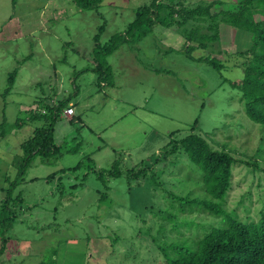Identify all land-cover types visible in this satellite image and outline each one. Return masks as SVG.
<instances>
[{
    "label": "rangeland",
    "instance_id": "1",
    "mask_svg": "<svg viewBox=\"0 0 264 264\" xmlns=\"http://www.w3.org/2000/svg\"><path fill=\"white\" fill-rule=\"evenodd\" d=\"M148 1L104 0L96 10H80L72 0H0V202L16 180L13 196L21 195L23 201L0 264H164L150 236L157 229L152 213L168 202L146 179L129 185L125 170L150 162L170 132L184 135L196 119L198 130L208 133L214 145L226 144L238 159H247L243 154L264 159V130L247 119L239 94L229 84L242 78V68L227 62L219 73L201 61L207 56L225 60L218 51L227 46L226 40L219 47L192 51L194 60L180 48L196 44H188L175 27L154 26L140 40H111L114 34H125L136 9ZM179 1L189 8L222 3L211 9L218 13L240 0ZM95 36L99 47L109 42L116 47L106 55L91 53ZM233 41L234 47L228 46L232 51L249 46L247 34L239 33ZM94 59L111 68L109 81L97 83ZM62 96L76 100L80 123L61 118L54 142L59 146L66 141L62 155L34 158L17 178L20 146L41 125L31 122L29 113ZM75 148L77 152L64 153ZM88 159L96 170H108L120 159L123 174L107 179L106 189L91 173L93 167H85ZM180 160V165L188 163ZM187 169L182 175L176 167L167 169L166 189L180 193L191 188H175ZM233 173L224 208L243 218L241 196L251 188L248 198L258 209L264 178L260 183L244 179L241 164ZM165 236L176 241L172 232Z\"/></svg>",
    "mask_w": 264,
    "mask_h": 264
},
{
    "label": "trees",
    "instance_id": "2",
    "mask_svg": "<svg viewBox=\"0 0 264 264\" xmlns=\"http://www.w3.org/2000/svg\"><path fill=\"white\" fill-rule=\"evenodd\" d=\"M72 1L80 10H96L104 0ZM216 5L220 7L222 3H200L189 8L179 0H149L147 4L136 9L134 20L128 24L125 34H114L111 40H125L130 37L140 40L150 34L154 26L175 27L188 44H196L180 48L186 57L194 60L191 52L196 49L212 48L215 44L219 47L223 45V39L231 42L239 33L247 34L249 46L246 50L232 51L229 47H234L235 42L230 44L225 41L227 46L218 51L225 60L207 56L201 61L219 73L227 62L242 68V78L229 81V84L239 94V101L247 119L253 125H259L262 132L264 0H240L234 6L229 3L228 6H233L231 10L212 13L211 9ZM188 26L191 27L188 29ZM103 29L104 24L100 26L99 32ZM97 37H94L95 44L91 53L100 50L99 53L106 55L116 47L114 42L99 47ZM93 62L96 66L93 71L97 73V83L109 81L111 68L106 62L95 59ZM8 79L9 87H12V75ZM8 90L7 88L5 92ZM76 104L71 96H62L61 100L44 104L39 112L30 110L28 119L31 122L38 121L41 125L20 146L21 155L15 159L17 178L24 175L34 158L47 160L62 155L61 149L63 150L66 141L59 146L55 144V127L61 118L72 124L80 123L81 118L75 115ZM67 109L73 110L72 116H65ZM197 125L196 119L188 126L184 135L178 130L170 132L169 141L150 162H142L139 166L125 170V179L129 185L146 179L154 193H160L161 199L168 202L162 211L152 213L153 221L157 225L155 235L150 236L152 248L160 252L164 264H264V198L259 199L262 201L257 203L260 205L254 210L252 199L248 198L251 193L249 188L238 203L243 209V218L238 217L235 210L224 208L232 188L231 180L236 165L241 164L245 168L244 179L256 178L260 183L264 178V159L255 160L247 154H243L247 159H238L236 151L228 148L226 144L211 143L208 140L210 135L201 133ZM261 136L263 141L264 135ZM72 152H77V148L64 151ZM181 157L188 163L180 165ZM165 165H169V168L176 167L180 175L188 168L186 177L177 181L175 188L180 189L186 185L191 188L188 187V190L180 193L167 190L165 173L169 168ZM85 167H93L91 173L106 189L107 179L118 178L123 174L120 159L114 160L108 170H96L91 159H88ZM79 168L80 165L75 167ZM87 175L86 173L81 180V185ZM16 183L17 180L9 184L4 191V199L0 202V257L6 251V244L10 241L7 234L17 219V209L23 202L21 195L13 196ZM257 187L261 188V185L258 184ZM184 215L192 217L187 219ZM167 225L169 230H166ZM166 232H172L176 241H168Z\"/></svg>",
    "mask_w": 264,
    "mask_h": 264
},
{
    "label": "built area",
    "instance_id": "3",
    "mask_svg": "<svg viewBox=\"0 0 264 264\" xmlns=\"http://www.w3.org/2000/svg\"><path fill=\"white\" fill-rule=\"evenodd\" d=\"M72 114H73V110L72 109L65 110V116L66 117H70V116H72Z\"/></svg>",
    "mask_w": 264,
    "mask_h": 264
}]
</instances>
